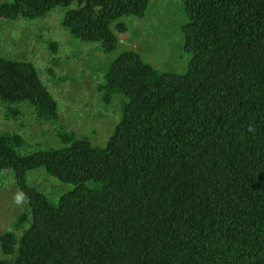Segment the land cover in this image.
<instances>
[{
    "label": "trees",
    "instance_id": "trees-1",
    "mask_svg": "<svg viewBox=\"0 0 264 264\" xmlns=\"http://www.w3.org/2000/svg\"><path fill=\"white\" fill-rule=\"evenodd\" d=\"M150 0H10L0 19L63 9L62 28L104 55L123 18ZM180 72L119 53L98 87L120 106L102 147L59 132L58 148L26 151L0 132V171L25 200L0 236V264H264V0H181ZM54 46V45H53ZM55 51V49H54ZM54 122L58 105L27 61L0 55V109ZM42 171L65 186L50 198Z\"/></svg>",
    "mask_w": 264,
    "mask_h": 264
},
{
    "label": "rangeland",
    "instance_id": "rangeland-1",
    "mask_svg": "<svg viewBox=\"0 0 264 264\" xmlns=\"http://www.w3.org/2000/svg\"><path fill=\"white\" fill-rule=\"evenodd\" d=\"M9 1L0 0V4ZM63 12L57 8L34 20L0 19V55L33 64L58 105L54 122L38 121L24 106L15 117H6L0 109V132L20 135L26 151L60 147L59 132L105 145L119 121L120 106L115 99L104 104L98 87L119 53L134 51L156 70L176 73L185 69L189 59L182 49L181 0H150L143 17L121 19L126 31L118 34V48L109 55L102 54L97 44L76 42L60 24ZM28 181L50 198L66 189L42 171L31 173ZM24 206L12 172L0 171V236L13 230Z\"/></svg>",
    "mask_w": 264,
    "mask_h": 264
}]
</instances>
